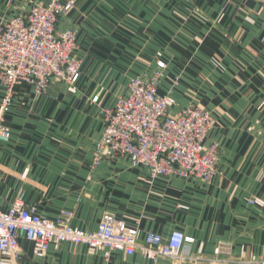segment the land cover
Here are the masks:
<instances>
[{"label": "crops", "instance_id": "1", "mask_svg": "<svg viewBox=\"0 0 264 264\" xmlns=\"http://www.w3.org/2000/svg\"><path fill=\"white\" fill-rule=\"evenodd\" d=\"M49 0H0V25ZM59 29L74 30L82 60L75 87L53 82L38 96L17 88L6 116L11 140L0 142V167L19 178L29 171L25 203L55 220L73 213L70 225L96 231L104 213L138 228L140 245L154 232L166 240L181 231L192 244L179 261L159 264H259L264 260V0H76ZM142 58H156L143 71ZM157 58L166 64L158 66ZM199 73L201 84H191ZM144 74V75H143ZM159 74V94L174 88L173 113L197 101L217 121L205 144H218L219 172L211 184L195 178H151L129 159H92L104 129L102 110L127 97L133 78ZM211 78L213 83L206 79ZM4 89L0 82V101ZM99 97L98 102H93ZM198 103H195L199 105ZM83 142H86L85 144ZM13 175L10 181H16ZM9 181V180H8ZM18 182V179H17ZM16 201L0 194V207ZM227 252L215 254L218 246ZM20 264H106L87 246L51 243L43 258L22 239ZM108 264H151L149 255L114 253Z\"/></svg>", "mask_w": 264, "mask_h": 264}, {"label": "built area", "instance_id": "2", "mask_svg": "<svg viewBox=\"0 0 264 264\" xmlns=\"http://www.w3.org/2000/svg\"><path fill=\"white\" fill-rule=\"evenodd\" d=\"M76 3L49 0L0 25V82L4 89L0 142L11 140L6 116L18 87L30 86L36 95L43 96L53 82L73 88L80 80L82 60L76 33L59 29L61 20L75 9ZM159 67L165 65L160 63ZM159 85L157 77H135L128 96L119 98L114 108L103 110L104 129L93 153L94 169L105 161L129 159L133 167L146 168L153 179L175 176L211 184L218 173L219 146L206 145L205 141L216 120L210 111L193 104L174 114L177 101L173 91L178 81L165 95L159 94ZM98 101L99 97L93 99ZM249 203L264 207L261 198ZM72 217V212L62 211L55 220L46 218L36 205H27L22 199L8 209L0 207V264L21 263L22 239L33 245L36 258L45 257L51 243H69L100 251L106 264L114 253L131 255L137 249L149 255L151 264H159L161 259L179 261L185 245L193 242L181 231H174L166 240L149 232L144 245H140L138 228L128 227L111 213L103 214L96 231L72 227ZM228 249L218 246L215 254Z\"/></svg>", "mask_w": 264, "mask_h": 264}, {"label": "rangeland", "instance_id": "3", "mask_svg": "<svg viewBox=\"0 0 264 264\" xmlns=\"http://www.w3.org/2000/svg\"><path fill=\"white\" fill-rule=\"evenodd\" d=\"M74 32L76 33V31H74ZM76 36H77V33H76ZM142 59H143V66H144V67H142V70L143 71H149L151 69V66H154L153 63H154V60L156 58H142ZM157 59H158L157 60V62H158L160 59L159 58H157ZM160 63H163L165 65V67H163V68L160 67L161 69L166 68V64L162 61L158 62V66ZM187 75H188L187 82H189V80H190L192 82L191 83L192 85L195 84L194 87L198 86L197 84H201L200 80H199V73H197V74L190 73ZM156 77L158 78L159 82H161L160 81L161 77L159 76V74H157ZM174 77L175 78L171 79V84L175 83L176 81H178V83H179L181 80V77L179 76V74H178V76H174ZM209 81L213 83V80L211 78H209ZM209 81L207 78L205 83L209 84ZM192 90L193 91H191V95L196 99V101H193L192 104L197 105L195 103H198V101H197L198 90H194V89H192ZM197 106L202 107L200 104ZM102 112H103V110L101 111V113ZM216 125H217V121H216ZM83 143L85 144L86 142H83ZM219 159H220V152H219ZM219 164H220V161H219ZM14 171H15L14 169L11 170V167H10V169L9 168L5 169V168L0 167V194H3L4 197L14 198V200L16 199V201L19 199H22L25 202L26 195L28 194L29 188L40 187L41 189L45 190L46 186H44V185L43 186H37V184H33V183L28 184V185L26 184V182L28 180V174H29L28 170H25L24 173L21 172L20 175L18 174L19 178H17ZM218 172H219V169H218ZM13 175H15L14 178H16V181H14V179H13V181H10L11 180L10 178ZM17 179H18V182H17Z\"/></svg>", "mask_w": 264, "mask_h": 264}]
</instances>
